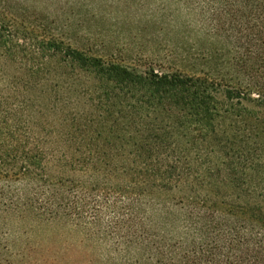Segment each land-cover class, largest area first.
Listing matches in <instances>:
<instances>
[{"label":"trees","instance_id":"16d2710c","mask_svg":"<svg viewBox=\"0 0 264 264\" xmlns=\"http://www.w3.org/2000/svg\"><path fill=\"white\" fill-rule=\"evenodd\" d=\"M205 1L208 75L28 44L0 13V264L25 223L83 264H264V0Z\"/></svg>","mask_w":264,"mask_h":264},{"label":"rangeland","instance_id":"374dc122","mask_svg":"<svg viewBox=\"0 0 264 264\" xmlns=\"http://www.w3.org/2000/svg\"><path fill=\"white\" fill-rule=\"evenodd\" d=\"M164 2L168 6L171 0H0V13L30 26L23 32L28 44L55 30L75 48L106 59L208 75V2H175L167 16L161 11ZM34 58L27 50L18 60L30 63ZM12 228L15 264H83L79 239L67 229L26 223Z\"/></svg>","mask_w":264,"mask_h":264}]
</instances>
